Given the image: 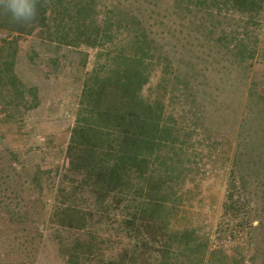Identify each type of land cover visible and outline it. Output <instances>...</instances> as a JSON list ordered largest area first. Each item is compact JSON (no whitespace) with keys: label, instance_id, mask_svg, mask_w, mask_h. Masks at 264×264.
<instances>
[{"label":"rangeland","instance_id":"374dc122","mask_svg":"<svg viewBox=\"0 0 264 264\" xmlns=\"http://www.w3.org/2000/svg\"><path fill=\"white\" fill-rule=\"evenodd\" d=\"M219 1L94 0L99 19L126 24L98 46L57 44L39 27L0 39V264H65L57 232L63 242L77 231L44 217L83 75L132 37L160 57L141 92L160 101L176 136L150 164L165 180L166 228L197 239L195 251L172 244L170 261L264 264V8L252 17ZM138 198L111 201L89 224L104 257L130 251L137 236L121 220Z\"/></svg>","mask_w":264,"mask_h":264},{"label":"trees","instance_id":"16d2710c","mask_svg":"<svg viewBox=\"0 0 264 264\" xmlns=\"http://www.w3.org/2000/svg\"><path fill=\"white\" fill-rule=\"evenodd\" d=\"M222 1L252 17L261 16L264 8V0ZM111 17L106 12L99 19L94 0H39L37 18L30 27L14 24L0 12V39L39 27L43 36L57 44L98 46L111 39L114 30L126 26L119 15ZM50 19L61 23L51 24ZM125 42L110 49L106 63L83 75L58 188L44 217L55 225L56 232L62 228L77 231L70 241L63 242L57 232L58 252L65 264H122L125 255L130 261L140 258L141 264L150 259L152 264H172V244L184 243L186 250H196L191 246L197 242L192 231L167 230L165 180L150 166L161 148L176 140L175 131L164 120L160 101L141 92L152 62L160 57L150 53L143 39L132 37ZM50 190L53 196V186ZM133 194L140 199H133L132 211L121 224L134 229L137 237L129 252L120 247L104 257L100 248L104 239L88 230L89 224H99L108 216L111 201L117 207L120 200Z\"/></svg>","mask_w":264,"mask_h":264},{"label":"clouds","instance_id":"9594fccd","mask_svg":"<svg viewBox=\"0 0 264 264\" xmlns=\"http://www.w3.org/2000/svg\"><path fill=\"white\" fill-rule=\"evenodd\" d=\"M39 0H0V12L14 24L30 27L38 14Z\"/></svg>","mask_w":264,"mask_h":264}]
</instances>
